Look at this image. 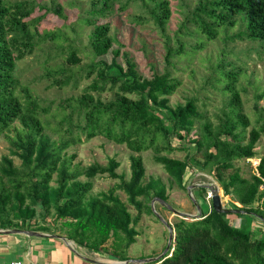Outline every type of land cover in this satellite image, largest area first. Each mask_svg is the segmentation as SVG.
<instances>
[{
  "label": "trees",
  "instance_id": "obj_1",
  "mask_svg": "<svg viewBox=\"0 0 264 264\" xmlns=\"http://www.w3.org/2000/svg\"><path fill=\"white\" fill-rule=\"evenodd\" d=\"M118 1L105 0L99 15L111 10ZM142 2L157 28L164 33L171 18L169 3L166 0ZM38 8L35 0H0V138L11 147V157L20 162L19 167L9 158L0 162V210L11 208L26 220L33 217V208L55 206L68 229L67 241L94 254L128 261L129 250L138 236L134 227L143 214L151 213L141 200L149 197L143 186V159L132 158L131 179L125 182L116 173L120 165L114 160L107 168L96 165L82 170L73 165L75 157L67 154L74 145L103 138L136 155L152 152L154 164L162 166L178 183H183L189 165L187 161L171 159L170 155L188 152L191 150L188 145H192L193 150L202 155V167L213 168L224 196L235 197L242 206L239 211L264 224V158L256 168L257 175L250 180L233 172L236 163L255 159L256 147L264 135L261 118V127L247 132L251 121L241 97L240 80L246 77L242 69H236L225 57L210 67L206 87L228 99L217 124L206 119L196 99L170 107V98L182 84L168 69L162 75L155 73L147 79L130 61L126 71L118 66V76H109L108 68L98 71L82 96L57 106H44L21 87L16 77L19 63L39 47L36 38L42 19L32 18ZM239 22L245 29L238 38L264 51V0L201 1L193 14L192 24L196 29L192 36L201 45L214 42L219 36L229 39L227 33L238 27ZM79 23L95 27L90 44L92 54L97 59L106 57L113 49L110 27L98 26L95 20L82 19ZM115 55L118 57L120 53L115 52ZM176 57H190L182 44L175 50L167 49L166 65L171 66V60ZM66 63L71 67L81 64L76 51ZM66 73L60 70L48 77ZM93 73L92 70L86 78L90 79ZM79 82L77 76L70 74L54 81V86L62 90L73 84L77 89ZM255 90L256 101H263L264 87L257 86ZM106 92H115L110 102L93 95ZM46 131L59 135L58 141L52 142L45 135ZM230 172L233 174L227 176ZM98 176L122 182L117 190L126 194L129 205L138 213L136 218L115 195V189L88 200L93 184H83L78 179ZM199 192L205 193V190L201 188ZM156 198L162 201L161 206H167L165 190L160 189ZM257 203L259 206L254 207ZM22 226L11 225L20 230ZM173 230L174 247L154 264H264V239L232 227L227 215L213 208L199 220L180 221Z\"/></svg>",
  "mask_w": 264,
  "mask_h": 264
},
{
  "label": "rangeland",
  "instance_id": "obj_2",
  "mask_svg": "<svg viewBox=\"0 0 264 264\" xmlns=\"http://www.w3.org/2000/svg\"><path fill=\"white\" fill-rule=\"evenodd\" d=\"M104 1L35 0V4L44 9H36L32 16L33 19H42L38 25L36 38L39 47L32 56L19 63L16 77L21 87L27 89L41 105L57 106L69 99L80 97L92 85L98 71L108 68L109 76H118L120 72L118 66L126 71L127 62L130 61L136 66L137 72L147 79H151L155 73L162 75L168 69L182 84L170 98V107L176 108L185 105L188 100L196 99L206 119L217 124V118L226 109L228 99L207 88L206 82L210 75V67L216 64L219 58L225 57L236 69H242L246 76L240 80V89L245 113L251 121V127L247 132L261 127L259 120L260 118L264 120V100L256 101L255 89L257 86L264 87V51L255 44L238 38L245 29L241 22L238 27L227 33L229 39L219 36L216 41L201 45L199 40L192 36L196 29L192 21L199 2L207 0H166L169 3L171 18L164 33L157 28L142 0H120L111 6V10L100 16ZM153 8L151 5L150 10ZM59 11L61 15L58 14ZM82 19L95 20L98 26L110 27L113 49L106 57L97 59L93 56L90 44L95 27L79 23ZM179 44L184 46L190 57H176L171 60V66L168 67L165 61L167 49L175 50ZM73 51H76L81 60V64L76 67L66 63ZM115 52H119L120 55L117 57ZM112 68L114 69L111 70ZM60 70L67 72L66 75L48 77L49 74ZM92 70L94 71L92 77L87 79L88 73ZM70 74L80 79L77 89L73 84L62 90L54 86V81L63 80ZM114 94L115 92H106L93 95L96 98L100 97L103 102H110L114 99ZM165 123L168 126V122ZM199 127L200 125H197V128ZM45 135L52 142L58 141L60 137L51 131H46ZM172 143L178 146L175 139H172ZM188 146L191 148L190 151L170 155L171 159L188 162L189 169L183 183H178L166 174L162 166L154 164L152 152L136 155L125 147L117 146L103 138L74 145L67 150L69 156L75 157L73 165L82 170L96 165L107 168L112 160L116 161L120 165L116 173L125 182L131 179L132 158L143 159L145 169L143 186L149 197L141 200L151 209V213L143 214L138 225L134 227L138 236L129 253L136 261H148L164 255L170 233L161 219L172 229L180 221L190 222L189 219L183 220L179 215H175L171 210L191 217H197L199 213L206 215L212 210L213 196L207 187L218 188L222 209L226 211L242 209L235 197L224 196L220 184L214 178L213 168L204 169L202 155H198L192 145ZM10 152L11 147L0 138V162L3 158H9L15 167H19L20 162L17 158H12ZM256 154L253 160L236 163L233 172H238L246 180L257 175L256 168L264 158V135L256 147ZM233 172L227 173V176ZM78 181L93 184V191L88 200L100 198L115 189V195L128 207L132 217L138 216L137 211L129 205L126 194L117 190L121 181L111 180L108 176L81 177ZM159 186L165 190L167 206H161L157 201ZM201 188L205 193L199 192ZM259 204H255L254 207H258ZM32 211L33 217L22 220L24 216L11 208L0 210V231L20 230L13 229L11 225L13 227L23 225L21 230L24 231L66 239L68 229L64 227L65 222L59 218L55 206L33 208ZM227 219L232 227L250 232L257 239H264V224L261 221L246 214H229ZM69 243L88 258L94 257L93 253L86 249L79 250L74 242Z\"/></svg>",
  "mask_w": 264,
  "mask_h": 264
},
{
  "label": "crops",
  "instance_id": "obj_3",
  "mask_svg": "<svg viewBox=\"0 0 264 264\" xmlns=\"http://www.w3.org/2000/svg\"><path fill=\"white\" fill-rule=\"evenodd\" d=\"M72 245V244H71ZM78 247V246H77ZM76 249V248H75ZM78 251V249H76ZM80 250V247H79ZM130 251V250H129ZM84 258L76 256L68 245L57 238H27L24 236L0 235V264H116L124 263L103 254H94ZM97 257V258H96ZM157 258V257H156ZM89 260L90 262L85 261ZM128 261L141 264L129 253ZM125 261V262H128ZM92 262V263H91ZM94 262V263H93Z\"/></svg>",
  "mask_w": 264,
  "mask_h": 264
},
{
  "label": "water",
  "instance_id": "obj_4",
  "mask_svg": "<svg viewBox=\"0 0 264 264\" xmlns=\"http://www.w3.org/2000/svg\"><path fill=\"white\" fill-rule=\"evenodd\" d=\"M207 188H208V190L211 192V194L213 196L212 197V200H213V210H215L216 212H218L220 214H225V215H229V214H231V215H241V214H245L244 212H241V211H226V210L222 209L218 188H216L214 186H210V187H207ZM191 198H192V196H191ZM157 201L160 202L161 204H163L162 201H160V200H157ZM171 211L175 215H179L183 220L189 219L190 222L199 220L202 217L201 213H199V215L197 217H191V216H187V215H180V214L176 213L173 210H171ZM161 221L167 226V228L169 230V233H170L169 244L167 246V249H166V251H165V253H164L163 256H161V257H159L157 259H152V260H148V261H141V262H139L141 264H154V263L162 260L168 253H170L171 247H173L175 245V233H174V230L164 220L161 219ZM0 235H4V236H11V235L12 236H24V237H27V238H39V239L52 238V237L47 236V235H44V234H40V233H37V232L24 231V230L0 231ZM54 238H56V237H54ZM59 239L62 240V242L66 243L68 245V248L76 256L84 259L78 253V251L71 245V243H69V241H67L64 238H59ZM85 261L90 262L89 260H86V259H85ZM116 264H133V262L128 261V262L116 263Z\"/></svg>",
  "mask_w": 264,
  "mask_h": 264
},
{
  "label": "built area",
  "instance_id": "obj_5",
  "mask_svg": "<svg viewBox=\"0 0 264 264\" xmlns=\"http://www.w3.org/2000/svg\"><path fill=\"white\" fill-rule=\"evenodd\" d=\"M173 252V250L171 251V253Z\"/></svg>",
  "mask_w": 264,
  "mask_h": 264
}]
</instances>
